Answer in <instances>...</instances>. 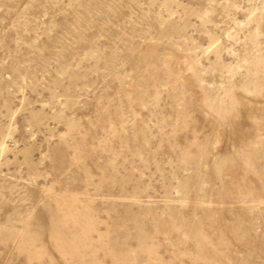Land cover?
I'll use <instances>...</instances> for the list:
<instances>
[{
	"label": "rangeland",
	"instance_id": "374dc122",
	"mask_svg": "<svg viewBox=\"0 0 264 264\" xmlns=\"http://www.w3.org/2000/svg\"><path fill=\"white\" fill-rule=\"evenodd\" d=\"M0 152V264H264V0H0Z\"/></svg>",
	"mask_w": 264,
	"mask_h": 264
},
{
	"label": "bare ground",
	"instance_id": "6f19581e",
	"mask_svg": "<svg viewBox=\"0 0 264 264\" xmlns=\"http://www.w3.org/2000/svg\"><path fill=\"white\" fill-rule=\"evenodd\" d=\"M5 142V141H4ZM5 149L4 144L1 146V150L3 151ZM1 153V152H0Z\"/></svg>",
	"mask_w": 264,
	"mask_h": 264
}]
</instances>
